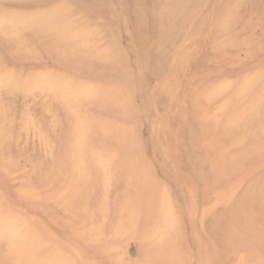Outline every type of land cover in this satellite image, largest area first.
I'll list each match as a JSON object with an SVG mask.
<instances>
[{
	"label": "rangeland",
	"instance_id": "rangeland-1",
	"mask_svg": "<svg viewBox=\"0 0 264 264\" xmlns=\"http://www.w3.org/2000/svg\"><path fill=\"white\" fill-rule=\"evenodd\" d=\"M0 264H264V0H0Z\"/></svg>",
	"mask_w": 264,
	"mask_h": 264
}]
</instances>
